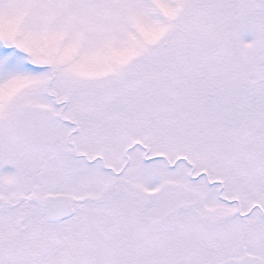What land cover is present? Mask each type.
Listing matches in <instances>:
<instances>
[{
	"label": "snow or ice",
	"instance_id": "snow-or-ice-1",
	"mask_svg": "<svg viewBox=\"0 0 264 264\" xmlns=\"http://www.w3.org/2000/svg\"><path fill=\"white\" fill-rule=\"evenodd\" d=\"M0 264H264V0H0Z\"/></svg>",
	"mask_w": 264,
	"mask_h": 264
}]
</instances>
